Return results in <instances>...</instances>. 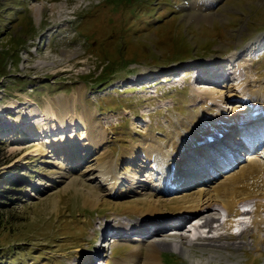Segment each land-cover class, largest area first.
<instances>
[{"label": "rangeland", "instance_id": "obj_1", "mask_svg": "<svg viewBox=\"0 0 264 264\" xmlns=\"http://www.w3.org/2000/svg\"><path fill=\"white\" fill-rule=\"evenodd\" d=\"M263 38L264 0H0V175L16 182L15 188L4 186L1 201L3 262L92 264L97 251L95 264L127 257L135 246L130 241L135 225L127 236L105 232L136 224L137 216L127 212L142 203L144 189L154 181L144 151L177 145L183 130L194 133L201 113L213 119L227 112L233 129L221 146L178 154L180 163L186 162L181 168L189 172L207 163L202 155L223 156L234 146L236 155L246 152L253 139L244 134L264 127V121L249 129L241 123L246 105L240 101L221 106L204 96L208 90L229 96L242 79L264 83V56L250 53ZM222 62L231 67L228 81L209 82L205 75L196 80L208 71L220 76L223 66L213 64ZM27 97L34 103L27 104ZM60 98L76 103V112L73 105L67 109L68 122L87 124V130L73 127L60 134ZM73 112L77 117L71 121ZM252 145V155L263 152ZM134 155L136 160H130ZM246 159L237 156L227 172L216 167L208 190L240 170ZM117 163L124 181L110 196L94 177L97 165ZM201 176L186 184H202ZM88 192L101 196L98 207L87 201ZM182 194L151 196L171 211L183 203ZM196 223L182 236L194 238ZM250 232L240 237L228 230L217 245L186 239L182 243L190 256L164 250L162 264H264V245L256 252Z\"/></svg>", "mask_w": 264, "mask_h": 264}, {"label": "bare ground", "instance_id": "obj_2", "mask_svg": "<svg viewBox=\"0 0 264 264\" xmlns=\"http://www.w3.org/2000/svg\"><path fill=\"white\" fill-rule=\"evenodd\" d=\"M213 65L223 66V72L220 76L218 75L219 73L215 72L217 74L216 75L215 73L212 74L210 71H208V73H201L196 78V80L199 81L200 79H203L205 75V78H208L209 82L211 81V79L213 80L215 78H217L218 80L228 81L232 74L231 67L225 66L224 62ZM232 88H234V91L232 90L233 92H231L230 90V94L228 93L229 96H227L224 91L218 93L211 90L204 92V96L211 101L210 103L214 105L223 106L226 102L233 100L240 101V103L246 105L245 112H242V110H240V108L238 109V107L233 109L234 111L242 112L241 118H244L241 120V123H245L247 127H244H246L247 129L253 126V124L262 123L264 121V83L255 86L252 85L251 81H249L248 79H242ZM235 92L240 94V99L237 100ZM59 102L61 105L59 110L61 125L60 134L67 133V130L71 128L73 129V127L76 128V130L82 129V127L86 128L87 130V124L81 122L80 126H75V124L68 122L67 114L70 111L67 109L71 107V105H73V108L76 112V103L68 98H60ZM33 103L34 101L30 97H27V104ZM83 114L84 118L86 119L85 115L87 114V112L84 111ZM206 115L207 114L203 113L200 114L198 123L193 126L194 133L188 134L187 131H182L184 136L180 141H178L177 145L172 144V146H167L165 144H159L155 147L151 146L148 150L144 151V156L146 158L145 165H149L148 169L150 168L148 177L153 178L154 181L152 180L153 184L148 185L144 189L145 192L148 193H145V196H143L145 197V199L142 201V203H137L136 205L131 206V209L129 208L131 212H127L128 216H137V219L135 220L136 224H131L129 226L128 224H122L117 227V230H115L113 227L112 231L109 229L105 232V234L107 233L106 236H108L109 233L112 232L117 237L121 235L127 236V234L131 232L130 227L133 228L135 225L134 229H132V234H129L131 237H133V239L130 241L132 243H135V246L127 257L119 259L116 264H162L161 252L164 250H173L181 255L190 256V248L183 245L182 241H185L186 239L190 240V238L196 239V237H198V234L202 232V229L193 226L194 229H192V231L195 235L194 238H192L189 235V237L182 236V231L185 230V228L192 226V224L196 221H204V224L201 227L208 228L210 227L211 222H214L218 227H221V230L227 229L228 226L224 227L218 223V208L224 209L231 216L237 215L247 218L249 214H241L238 210V207L241 204L249 201H255L257 207L255 215H253V217H258L253 218V228H251L250 233L252 237L256 239V252H260L258 246L261 247L264 245V226H262L264 224V218L261 217L264 214V127H258L259 129L256 128L257 130L255 129L251 132L246 129L248 132H246L247 134H244L246 138L247 135L249 136V140L253 139L252 142L249 141V147L253 146L252 144L253 142H255L254 147L259 145L263 151L261 152V154L257 156L252 155L254 153L252 149H248V153L244 154L245 151H241L239 149L240 153L236 155V150H234L235 146L232 148V150H230L235 151L234 153H229L230 151L227 150L229 149L227 147L225 149L226 151L224 150L225 153L223 156L219 154L216 155L220 159L218 157L214 158V155H212L213 152L202 155L201 158H204L207 163H204L203 166L189 170V173L188 171L181 168L182 164L185 161L183 163H180L177 157L178 154L180 155L183 153H187V150H189L190 152L193 151V153L202 154L205 153L206 150L204 151L203 149L207 146L215 149V147L221 146L220 144L222 143L220 141H215V138L218 136H227L228 130L231 128L227 112H224L222 110L217 115V117H214L213 119H207L209 118V116ZM72 117L73 118L71 121H74L77 116L75 117L74 113ZM231 129H233V127ZM43 137L46 138L47 136ZM132 147H134V145H132ZM209 150L210 149H208L207 151L209 152ZM211 151L213 150H210V152ZM217 151L219 152V150ZM237 156L239 160L243 158L245 159L247 157L246 161L240 164L243 165V167L241 166L242 168L240 167V170L228 175L222 182L218 183L217 186H215L213 189L211 188V190H208V187L210 189V185L213 184L216 179L213 178V176H215L218 172L217 170H215V168L220 166L219 173L227 172L229 169H232L234 167V162L235 164H237L236 161L238 160H235ZM136 157L137 156L135 155L130 156V160H136ZM220 160H223V162H219ZM222 163H225L226 166H230L227 168ZM231 166L233 167L231 168ZM96 172L97 174L96 176L94 175V178L97 179V185L99 186L97 187L99 189L101 187H105L107 194L113 196L117 191L119 185L124 181L121 180L122 172L120 171L118 163L111 164L109 166H102L101 164H99L97 165ZM181 173L182 175H180ZM201 174H203V177H201L204 181L202 184L201 182L199 184L196 183V185L192 188L190 184L191 182L189 184H186L187 179H194L196 181V179L198 178L197 176ZM208 176H210L209 180H204V178L207 179ZM176 188L182 189L179 192H175ZM197 188L199 189L197 190ZM195 190L197 192H195ZM88 193L89 194L87 196V201L90 202L93 207H98L101 204V196L97 194L94 195L92 192ZM179 193H184L182 195L185 196L188 193L187 198H185L184 196V199H182L183 203H178V205H176L171 211L162 210L160 208V201L153 200V196H151V194H156L160 197H166L169 195L177 196ZM171 216H173V218L170 219L169 217ZM260 217L261 219H259ZM164 219H168V221L166 222H173L171 220H176L177 222L164 223L162 222V220ZM150 223H153L157 226L159 225L158 229L155 230L150 228L148 226V224ZM233 227L234 225L233 223H231V228ZM211 228L214 229L213 226ZM164 229L171 230V232H167ZM192 231H189L188 233L192 234ZM105 234L104 238H106ZM171 235L180 236V241L178 240L171 242L162 239L163 237ZM146 236H148L147 240L144 239V237ZM221 237L222 236L220 235L217 237H213L210 240L215 243L214 245H217V241ZM141 245L145 246V251L142 250ZM234 245L239 246V243L236 242L234 243ZM97 255L99 256H96L95 258L93 256L91 258L93 260L92 264H95V261H98L100 259V251H97ZM200 262L201 261H198L196 264H207Z\"/></svg>", "mask_w": 264, "mask_h": 264}, {"label": "trees", "instance_id": "obj_3", "mask_svg": "<svg viewBox=\"0 0 264 264\" xmlns=\"http://www.w3.org/2000/svg\"><path fill=\"white\" fill-rule=\"evenodd\" d=\"M121 2V0H119ZM115 2H118V1H115ZM1 145L2 143L0 142V164L2 163L1 162V157H2V151H1ZM12 187V188H15L16 187V182L12 181V180H8L7 178H4L3 176L0 175V208L2 207V204L4 203H1V201L6 198L5 194H7L4 190H5V187ZM3 251H2V247L0 246V264H5L3 262Z\"/></svg>", "mask_w": 264, "mask_h": 264}]
</instances>
